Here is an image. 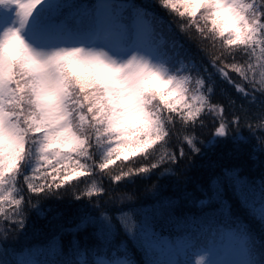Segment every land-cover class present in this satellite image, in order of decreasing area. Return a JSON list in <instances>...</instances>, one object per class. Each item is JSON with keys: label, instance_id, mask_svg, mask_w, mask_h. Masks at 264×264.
<instances>
[{"label": "snow or ice", "instance_id": "1", "mask_svg": "<svg viewBox=\"0 0 264 264\" xmlns=\"http://www.w3.org/2000/svg\"><path fill=\"white\" fill-rule=\"evenodd\" d=\"M158 3L197 41L207 66L181 60L173 67L172 57L154 46L149 23L139 18L130 32L110 0L89 8L62 0H0V234L6 239L24 229L34 198L70 192L99 210L96 217L85 214L75 230L94 224L103 253L80 250L74 239L75 264H89V254L92 264H134L110 249L116 224L145 250L146 264H264V244L257 247L246 229L220 230L217 239V218H231L219 177L212 181L213 195L199 201L198 217L175 215L173 201L139 224L128 212L113 217L101 207L105 196L113 200L105 180L119 184L170 171L187 155L185 147L200 152L198 133L209 124L213 138L246 127L264 149V100L257 113L243 107L230 113L214 99V77L250 104L264 98V0ZM45 12L49 21L42 19ZM224 179L264 224V186L256 207L255 190L236 170H225ZM213 200L220 203L215 211L209 207ZM164 213L179 233L175 239L154 230ZM53 250L59 252V245ZM117 250L126 248L121 243ZM154 252L184 259L156 261Z\"/></svg>", "mask_w": 264, "mask_h": 264}, {"label": "trees", "instance_id": "2", "mask_svg": "<svg viewBox=\"0 0 264 264\" xmlns=\"http://www.w3.org/2000/svg\"><path fill=\"white\" fill-rule=\"evenodd\" d=\"M62 2L83 5L89 8L97 3V0H62ZM117 13H121L129 27L134 32V21L137 14L148 19L152 29L153 43L159 51L172 57L171 64L178 67L181 60L189 65L195 63L207 66L208 58L201 51L197 41L186 34L178 26V18L169 10L164 9L158 0H110ZM47 4V0H45ZM44 8V5H41ZM40 10L38 9V12ZM79 13L83 9L74 8ZM2 9H0V15ZM44 21H49L51 16L45 12L42 15ZM132 40L130 37L129 41ZM215 96L214 99L225 106L229 112H240L243 107L249 113H257L260 110L261 100L258 97L255 104L248 101L231 85L214 77ZM234 101L230 104L229 101ZM198 143L199 153H192L185 147L187 155L179 159L178 163L170 165V171L163 168L157 172L147 175L146 178L135 177L130 181H122L119 184L105 185L111 188L113 200L109 201L105 196L101 200L103 210L112 214L113 217L120 212L132 214L137 224L141 222L144 215H152L156 210L162 209L167 201L175 203L174 214L181 217H198L203 210L198 206L199 201L211 197L214 193L212 181L219 177L222 186V199L229 206L231 218L225 220L222 216L217 218V239H220V230L228 232L246 229L256 242L257 247L264 244V224L253 214L251 208L244 204L240 195L224 179L225 170H236L238 175L248 181L255 190L253 193L256 207L259 206L261 187L264 186V149L258 147L257 140L249 133L248 128L241 126L238 131H231L230 135L224 138H213V128L209 124L199 130ZM236 136L244 137L243 140L235 139ZM209 141H212L209 143ZM163 174H160V173ZM155 185V187H153ZM83 187V185H81ZM130 196L131 199H127ZM124 197L123 203L119 198ZM32 203L36 208H29L27 221L23 230L10 232L7 238L0 234V260L5 264H66V261L76 262V252L72 241H78L80 250H92L96 248L98 254L103 255L99 250V241L93 235L97 231L90 221L79 231L75 225L85 218V214L96 217L99 210L89 204L87 200L77 201L71 193L61 196H54L48 199H33ZM209 207L215 211L220 203L213 200ZM116 223V221H113ZM118 235L113 239L111 250L116 251L117 258L127 257L134 261V264H146L145 250L138 246V243L127 236L116 224ZM154 230L169 239H175L179 234L177 229L168 222L167 213L157 216ZM55 238V239H54ZM227 240L225 237L223 243ZM59 245V252L53 250V244ZM124 244L126 251L117 250ZM109 258L110 253H109ZM156 261H167L170 258L184 259L177 257L174 253L154 252L152 256ZM89 264H92L93 257L89 254Z\"/></svg>", "mask_w": 264, "mask_h": 264}, {"label": "rangeland", "instance_id": "3", "mask_svg": "<svg viewBox=\"0 0 264 264\" xmlns=\"http://www.w3.org/2000/svg\"><path fill=\"white\" fill-rule=\"evenodd\" d=\"M3 14H5V13H4V10L2 9V13H1V15H3ZM139 18H142V19L146 20V21L149 23V26H150V22L148 21V19L141 17L140 14H137V15H136V18H135L134 24L136 23V21H137ZM129 43H130V44H134V43H135L134 39H132V41L129 42ZM154 46H155V45H154ZM155 47H156V46H155ZM228 243H229L228 240H226V241L224 242V244H225L226 246H227ZM225 258H226V259H233L234 257L228 256V257H225Z\"/></svg>", "mask_w": 264, "mask_h": 264}]
</instances>
